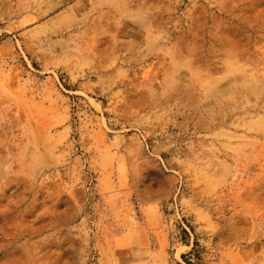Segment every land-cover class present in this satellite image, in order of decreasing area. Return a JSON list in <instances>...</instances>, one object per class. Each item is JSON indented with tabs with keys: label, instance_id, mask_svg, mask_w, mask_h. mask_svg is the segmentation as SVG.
Segmentation results:
<instances>
[{
	"label": "rangeland",
	"instance_id": "rangeland-1",
	"mask_svg": "<svg viewBox=\"0 0 264 264\" xmlns=\"http://www.w3.org/2000/svg\"><path fill=\"white\" fill-rule=\"evenodd\" d=\"M0 264H264V0H0Z\"/></svg>",
	"mask_w": 264,
	"mask_h": 264
}]
</instances>
